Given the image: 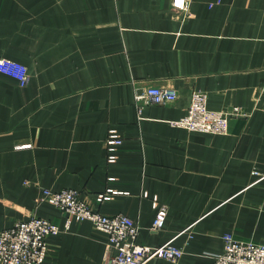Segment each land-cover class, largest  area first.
Wrapping results in <instances>:
<instances>
[{
    "label": "crops",
    "instance_id": "1",
    "mask_svg": "<svg viewBox=\"0 0 264 264\" xmlns=\"http://www.w3.org/2000/svg\"><path fill=\"white\" fill-rule=\"evenodd\" d=\"M189 1L181 13L172 0H0V58L30 74L21 86L0 73V230L58 226L46 264H106L113 251L92 222L67 227L44 189L128 216L140 245L184 251L147 264H215L226 234L264 244V0ZM151 86L178 98L140 116L135 94ZM195 90L248 116H230L225 135L173 125ZM110 130L123 138L115 162ZM155 198L168 210L158 232Z\"/></svg>",
    "mask_w": 264,
    "mask_h": 264
},
{
    "label": "built area",
    "instance_id": "2",
    "mask_svg": "<svg viewBox=\"0 0 264 264\" xmlns=\"http://www.w3.org/2000/svg\"><path fill=\"white\" fill-rule=\"evenodd\" d=\"M172 5L178 12L186 13L190 1L172 0ZM0 73L16 79L21 86H27L30 82L28 68L8 58H0ZM177 98L178 94L173 89L151 86L136 92L135 105L141 116L146 106L171 105ZM208 98L205 92L195 90L187 115L172 124L193 132L225 135L229 130L230 116H248L243 115L238 107L231 114L210 110ZM122 143L123 138L115 130H110L107 139L108 162L116 161L115 151ZM253 176L264 179V174L258 170L253 171ZM112 193L117 192L108 190L107 194L99 195L97 201L109 200ZM43 199L67 215V227L72 220L90 221L97 230L107 234L108 247L113 254L106 264H147L160 258L176 261L184 254L181 248L170 243L156 248L138 244L140 227L135 221L124 214L106 216L94 211L76 190L55 192L44 189ZM154 207L156 216L151 229L158 232L165 226L168 210L158 203L157 198L154 199ZM59 232L58 226L41 218L18 221L11 228L0 230V264H46L47 239ZM223 243L224 252L213 256L215 264H264V244L239 241L231 234L223 236Z\"/></svg>",
    "mask_w": 264,
    "mask_h": 264
}]
</instances>
